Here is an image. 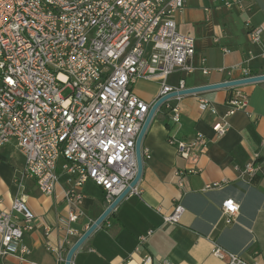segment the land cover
<instances>
[{
    "label": "built area",
    "instance_id": "2783aa9c",
    "mask_svg": "<svg viewBox=\"0 0 264 264\" xmlns=\"http://www.w3.org/2000/svg\"><path fill=\"white\" fill-rule=\"evenodd\" d=\"M186 2L0 0V147H17L25 173L35 179L42 194L54 192L61 171L68 174V223L82 214L77 208L86 181L103 188L105 209L129 186L138 173L136 141L151 107L163 95L186 89L184 79L177 86L167 82L174 72L195 69L191 62L195 39L181 33L175 20ZM249 35L253 42H261L262 28H251ZM254 76L245 70L243 78ZM139 79L160 82L155 100L134 92ZM168 102L173 122L180 123L181 107ZM247 104L248 95L240 90L228 98L227 112L214 125L217 137L226 134L229 118ZM200 107L217 114L207 99H200ZM168 142L180 157L194 160L208 145L201 132L190 141L172 136ZM142 155L149 157L150 150L143 149ZM255 169L247 164V172ZM175 176L178 185L188 189L186 174L176 170ZM2 201L0 197V205ZM239 210L232 198L221 205L226 223ZM184 212L177 201L171 212L162 213L163 222L179 224ZM35 221L22 197H15L9 210L0 207V258L15 254L23 260L30 253L24 236ZM67 233L76 232L69 226ZM152 233L139 236V244ZM212 254L227 264H257L217 244ZM151 261L150 255L144 259L146 264Z\"/></svg>",
    "mask_w": 264,
    "mask_h": 264
},
{
    "label": "crops",
    "instance_id": "0c3cea01",
    "mask_svg": "<svg viewBox=\"0 0 264 264\" xmlns=\"http://www.w3.org/2000/svg\"><path fill=\"white\" fill-rule=\"evenodd\" d=\"M175 20L181 33L195 39L191 60L195 69L172 73L170 85H179L181 79L186 88L237 80L245 70L264 74V0H187ZM253 27L262 28L259 43L250 38ZM135 84L134 92L143 99L151 102L158 97L159 81L139 79ZM237 90L248 95V104L229 118L226 134L217 137L214 125ZM202 98L217 114L201 109ZM168 103L181 107L180 123L173 122L166 104L155 113L142 141V150L148 148L150 156L143 158L137 192L124 197L92 232L72 264H146L148 255L152 261L147 264H227L212 254L215 244L250 263L264 264V80L177 96ZM197 132L204 134L208 145L195 160L180 157L168 142L172 136L190 141ZM249 163L256 168L253 173L246 171ZM176 170L186 174L188 189L178 185ZM69 178L61 171L54 192L42 194L35 179L25 173L17 147H0L1 209L9 210L14 198L22 197L36 215L35 227L24 236L30 253L23 260L8 254L0 258L1 264H65L71 246L106 210L103 188L88 180L77 208L82 214L68 223ZM230 198L240 210L226 223L221 205ZM177 201L185 208L180 223H164L162 213L171 212ZM69 226L74 235H68ZM149 230L153 233L139 244V236Z\"/></svg>",
    "mask_w": 264,
    "mask_h": 264
},
{
    "label": "water",
    "instance_id": "95a60500",
    "mask_svg": "<svg viewBox=\"0 0 264 264\" xmlns=\"http://www.w3.org/2000/svg\"><path fill=\"white\" fill-rule=\"evenodd\" d=\"M264 80V74L257 75L254 77L249 78H241L237 80H229L221 83L216 84H206L202 86H197L193 88H186L184 90L180 91H173L170 93H167L160 97L151 107L150 112L142 126V129L140 131V134L136 141V157L138 162V173L136 178L127 186V188L110 204L108 208L102 213V215L88 228V230L71 246L69 249L65 264H72V259L75 254V252L78 250V248L85 242V240L92 234V232L109 216V214L116 208V206L120 203V201L126 197L132 189L137 185L142 172H143V155H142V141L145 136V133L155 115V113L169 100H171L174 97L177 96H183L186 94H193L198 93L210 89H216V88H225V87H233V86H239L243 84H248L252 82L262 81Z\"/></svg>",
    "mask_w": 264,
    "mask_h": 264
},
{
    "label": "rangeland",
    "instance_id": "374dc122",
    "mask_svg": "<svg viewBox=\"0 0 264 264\" xmlns=\"http://www.w3.org/2000/svg\"><path fill=\"white\" fill-rule=\"evenodd\" d=\"M136 85H138L137 82H136L135 86H136Z\"/></svg>",
    "mask_w": 264,
    "mask_h": 264
}]
</instances>
